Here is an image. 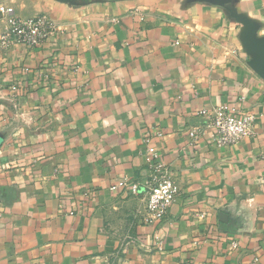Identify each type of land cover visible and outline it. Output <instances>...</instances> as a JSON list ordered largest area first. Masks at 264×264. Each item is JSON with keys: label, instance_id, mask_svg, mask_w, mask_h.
<instances>
[{"label": "crops", "instance_id": "0c3cea01", "mask_svg": "<svg viewBox=\"0 0 264 264\" xmlns=\"http://www.w3.org/2000/svg\"><path fill=\"white\" fill-rule=\"evenodd\" d=\"M0 3L58 26L0 44V264H264V0ZM221 104L252 134L192 139ZM148 146L179 187L152 222Z\"/></svg>", "mask_w": 264, "mask_h": 264}, {"label": "built area", "instance_id": "2783aa9c", "mask_svg": "<svg viewBox=\"0 0 264 264\" xmlns=\"http://www.w3.org/2000/svg\"><path fill=\"white\" fill-rule=\"evenodd\" d=\"M0 18L6 23V27L0 32V44L3 49L15 42L31 48L41 46L58 30L55 22L44 13L20 18L12 6L3 3H0ZM12 90L15 91L16 87L13 86ZM201 113L209 115L208 120L202 127H194L189 132L192 139L206 132L216 146L227 147L253 132L254 116L241 114L236 107L221 104L210 112L204 109ZM147 152L150 157L151 176L145 191L144 209L146 220L152 222L166 217L169 207L176 199L179 187L166 164L160 160L158 149L155 146H148ZM117 185L125 186L127 182L120 181ZM138 191V184L133 183L132 192L138 194Z\"/></svg>", "mask_w": 264, "mask_h": 264}, {"label": "water", "instance_id": "95a60500", "mask_svg": "<svg viewBox=\"0 0 264 264\" xmlns=\"http://www.w3.org/2000/svg\"><path fill=\"white\" fill-rule=\"evenodd\" d=\"M262 53L253 58L251 65L254 70L264 78V45Z\"/></svg>", "mask_w": 264, "mask_h": 264}]
</instances>
